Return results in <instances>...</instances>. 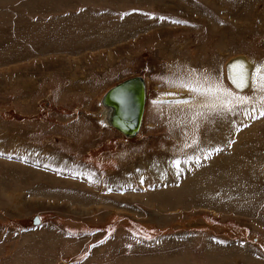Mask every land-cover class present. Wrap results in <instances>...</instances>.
<instances>
[{
  "label": "rangeland",
  "instance_id": "1",
  "mask_svg": "<svg viewBox=\"0 0 264 264\" xmlns=\"http://www.w3.org/2000/svg\"><path fill=\"white\" fill-rule=\"evenodd\" d=\"M239 59L264 65V0H0V264H264V92ZM136 75L128 139L101 96Z\"/></svg>",
  "mask_w": 264,
  "mask_h": 264
},
{
  "label": "water",
  "instance_id": "2",
  "mask_svg": "<svg viewBox=\"0 0 264 264\" xmlns=\"http://www.w3.org/2000/svg\"><path fill=\"white\" fill-rule=\"evenodd\" d=\"M146 86L141 75L124 79L107 89L101 96L106 122L128 139L139 135L146 104ZM39 224V218L32 221Z\"/></svg>",
  "mask_w": 264,
  "mask_h": 264
},
{
  "label": "snow or ice",
  "instance_id": "3",
  "mask_svg": "<svg viewBox=\"0 0 264 264\" xmlns=\"http://www.w3.org/2000/svg\"><path fill=\"white\" fill-rule=\"evenodd\" d=\"M237 65H239V71L233 75L231 78L233 79V82L236 84L238 88H243L245 87V84L247 83V76H246V70L244 69L243 62L242 61H237ZM254 85H257L260 87L261 92H264V65H260L259 68H257L256 73L252 77ZM186 87H191L194 91L198 92H204L208 91L211 92L213 90L219 92L221 89L219 87L213 89L212 87H209L207 89H202L197 85H185ZM223 91L226 93V99L223 101L225 105H231L234 100L235 102H240V97L235 96L230 90L228 89H223ZM250 99V98H249ZM261 101H264V95L260 97ZM213 111L216 109L213 107ZM230 110V108L228 109ZM260 115L264 116V103L261 105V110H260Z\"/></svg>",
  "mask_w": 264,
  "mask_h": 264
},
{
  "label": "bare ground",
  "instance_id": "4",
  "mask_svg": "<svg viewBox=\"0 0 264 264\" xmlns=\"http://www.w3.org/2000/svg\"><path fill=\"white\" fill-rule=\"evenodd\" d=\"M243 57V56H242ZM241 57V58H242ZM240 58V57H239ZM245 59V58H244ZM237 61H242L243 62V66H244V69L246 70V76H247V83L245 84V87H246V85L248 84V81L250 80V78H251V76L253 75L252 74V71H253V69H251L250 67H249V64H248V62L246 61V60H241V59H239V60H233L230 64H229V66H228V72H229V76H230V79H231V81H232V83H234L233 82V79L231 78L233 75H235L238 71H239V65H237L236 64V62ZM252 65V64H251ZM253 67V66H252ZM144 78V77H143ZM144 80V82H145V86H146V90L148 89V91H149V85H150V81L146 78H144L143 79ZM251 82V81H250ZM234 85L236 86V84L234 83ZM237 87V86H236ZM238 88V87H237ZM244 88V87H243ZM243 88H238V89H243ZM102 107H103V109L101 110V112H99L98 113V115L101 113L102 115V121H101V126L103 127V128H107V129H111L112 127L111 126H109L108 124H107V122H106V115H105V106L104 105H102ZM101 108V107H100ZM105 122V123H104ZM111 127V128H110ZM120 134V133H119ZM120 135H122V134H120ZM123 136V135H122Z\"/></svg>",
  "mask_w": 264,
  "mask_h": 264
},
{
  "label": "built area",
  "instance_id": "5",
  "mask_svg": "<svg viewBox=\"0 0 264 264\" xmlns=\"http://www.w3.org/2000/svg\"><path fill=\"white\" fill-rule=\"evenodd\" d=\"M142 76V75H141ZM144 79V78H143ZM146 92H147V90H146Z\"/></svg>",
  "mask_w": 264,
  "mask_h": 264
}]
</instances>
